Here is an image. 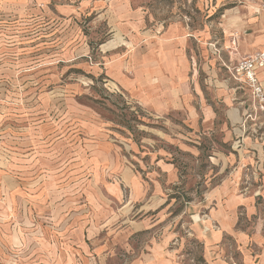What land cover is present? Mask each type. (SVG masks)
Returning a JSON list of instances; mask_svg holds the SVG:
<instances>
[{"label": "rangeland", "instance_id": "obj_1", "mask_svg": "<svg viewBox=\"0 0 264 264\" xmlns=\"http://www.w3.org/2000/svg\"><path fill=\"white\" fill-rule=\"evenodd\" d=\"M80 1L92 4L71 18L59 0L0 12V264H126L164 227L184 263L203 264L191 217L209 218L219 186L253 197L264 218V112L245 128L232 114L250 104L233 68L264 44L255 0H128L142 26L122 33L95 8L115 0ZM171 28L185 42L189 90L183 109L158 113L107 67L146 48L132 35L152 41ZM255 218L240 209L238 228L252 235Z\"/></svg>", "mask_w": 264, "mask_h": 264}, {"label": "crops", "instance_id": "obj_2", "mask_svg": "<svg viewBox=\"0 0 264 264\" xmlns=\"http://www.w3.org/2000/svg\"><path fill=\"white\" fill-rule=\"evenodd\" d=\"M65 1L59 0L57 6L58 14L64 18L76 16L78 9L86 10L92 4L84 1L81 3L80 0ZM51 2L52 0H0V12L23 16L30 9L34 12L35 6H47ZM79 3L80 6L77 7ZM255 3L253 15L264 21V15L256 13L260 0H255ZM102 6V2H95L99 19L107 22L112 31L117 29L120 32H130L142 26L141 15L130 9L128 0H115L109 10H101ZM147 34L148 32L138 33V37L132 35V45H138L145 39L146 48L134 49L126 57L114 58L107 67L109 76L116 85L134 92L141 101L140 103L153 112L165 113L171 110H181L183 109L182 99L189 90L187 82L189 59L185 50V42L179 38V30L175 28L167 29L152 41L146 39L150 37ZM263 48L264 44L256 52L244 57L254 55ZM260 77L264 81V71L260 73ZM236 84L250 102L247 107L244 105V100L239 102L240 109L235 110L238 117L232 112L233 117L242 124L247 113L256 110V104L249 87L244 83L237 82ZM241 112L244 113L243 116L240 115ZM244 144L245 141L239 137L237 146L243 149ZM164 170L170 174L171 180H176L171 169L164 168ZM157 193L162 194L163 190ZM204 206L209 213V218L203 219L200 215L192 216L190 222V232L202 245L203 264H237L230 256L231 253L226 243L228 237L234 240L241 264H264V218L260 216L261 213L253 197L240 195L235 187L225 182L211 193ZM240 209L244 210L248 218L256 216L252 235L238 228ZM162 221V218H157L154 225L146 222L144 229L162 224ZM130 250L135 256L126 264H189L188 259L186 263L183 261L179 235L166 227L162 235L154 238L146 250H134L131 247ZM117 261L120 262L119 259L113 262ZM190 261L193 262L192 257Z\"/></svg>", "mask_w": 264, "mask_h": 264}, {"label": "built area", "instance_id": "obj_3", "mask_svg": "<svg viewBox=\"0 0 264 264\" xmlns=\"http://www.w3.org/2000/svg\"><path fill=\"white\" fill-rule=\"evenodd\" d=\"M256 13L264 15V0H260ZM262 71H264V48L254 55L244 57L233 68L236 82L244 83L249 87L256 109L260 112H264V81L260 77ZM252 113H247L242 123L243 128L252 118Z\"/></svg>", "mask_w": 264, "mask_h": 264}]
</instances>
